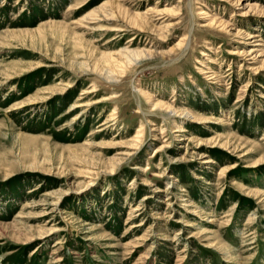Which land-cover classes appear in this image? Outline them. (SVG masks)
Masks as SVG:
<instances>
[{
	"label": "rangeland",
	"instance_id": "obj_1",
	"mask_svg": "<svg viewBox=\"0 0 264 264\" xmlns=\"http://www.w3.org/2000/svg\"><path fill=\"white\" fill-rule=\"evenodd\" d=\"M0 264H264V0H0Z\"/></svg>",
	"mask_w": 264,
	"mask_h": 264
}]
</instances>
